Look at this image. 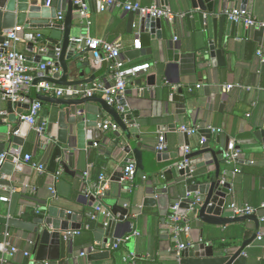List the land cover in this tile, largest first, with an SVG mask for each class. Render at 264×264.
Wrapping results in <instances>:
<instances>
[{"label":"crops","instance_id":"0c3cea01","mask_svg":"<svg viewBox=\"0 0 264 264\" xmlns=\"http://www.w3.org/2000/svg\"><path fill=\"white\" fill-rule=\"evenodd\" d=\"M135 1L146 7L161 6L159 0ZM236 4L235 0H221L220 3L217 0L215 3L216 16L222 17L224 10L236 7ZM240 4L239 1V6ZM165 8L185 16L177 18L173 23L162 20L164 42L181 44L184 50H189L198 32L189 29L190 25L186 20L187 12L177 7L173 0H169V5ZM247 9L264 22V1H250L247 4ZM89 11L90 26L86 25L85 20L80 17L78 12H74L78 22V27L74 31L76 37L89 36L108 43L119 44L121 59L127 66L150 65V70L144 72L145 76L140 75L128 82L124 95L128 113L136 122L132 128L135 134L140 137L139 151L143 155L142 160L140 161V158L139 163L133 152H125V147L116 138L113 131L102 130L103 138L95 142L93 146H88L86 140L80 142L76 138L75 132V148L71 151L75 154V163L69 173H65L60 166H58L59 171L57 172V174L60 173L59 176L49 173L48 170L40 173L32 164H39L44 152L41 148H37L34 137L29 136L21 151L22 157L30 155L32 162H23L21 168L16 166L15 174L12 177H3L2 180L12 183L11 192L7 188L0 187V217L7 218L13 224L8 226V224L0 223V244L5 238V233L8 232L11 243L20 250L13 256L3 255L0 251V264H179L180 261L175 255L178 243L194 247L206 242L215 247L226 246L232 252L237 251L245 240L252 237L255 230L254 223L244 224L249 229L247 236L238 238L237 232L243 225L210 226L199 222L195 215L189 213L191 232L189 235L181 234L176 239L169 221L171 209L166 223H162L157 205L151 204L149 199H154L156 192H167L171 198L181 199L182 192L174 190L175 185L192 186L212 179L214 173L203 178L187 179L179 167L185 160L180 154L183 152V148L189 146L192 152L200 148L201 131L208 130L210 127L218 128L222 129V134L235 137L241 128L247 130L264 128V62L262 60L264 58V40L262 43H258L244 26L237 24L228 26L226 22L223 28V37L226 38L228 27L229 37L227 38L225 65L213 66L211 61H208L193 73V69L190 67L180 68L169 62L168 55L160 54L156 48H153L152 54L145 51L144 54L137 57L130 56V53L136 51L134 41L140 40L139 23L142 19L140 16L136 15L133 29H128V14L122 10L111 9L99 12L98 3L94 1L90 3ZM60 15L65 18V13ZM63 21L64 19L59 20L60 23ZM18 26L15 19H10L7 21L9 29L5 30L4 34ZM24 32L21 33L22 40L17 44V50L25 54L28 59H33L36 54L29 50ZM259 52L263 55L262 58L259 56ZM89 58L91 61L93 60L90 55ZM49 61L54 60L44 58L42 63ZM31 64L38 65L32 61ZM92 66L83 68L85 79H92V83L99 82L106 85L113 83L109 61L103 58L98 64L92 62ZM35 75L39 76L38 73ZM152 75H157L155 86L148 85L147 77ZM140 81L141 84H139ZM198 85H202V88H197ZM227 85H241L251 88V90L236 88L226 91L224 87ZM169 89L174 92L182 90L188 100L186 115L178 116L176 114V104H171L169 109L167 104ZM223 94L228 96L226 102L220 99ZM23 96L25 100L21 103L28 99L38 101L45 95L40 94L32 85L23 92ZM46 97L57 98L55 95ZM95 97L102 96L96 94ZM7 103L0 98V105L6 107ZM42 104L43 107L36 123L37 127H39L45 111L48 113L47 121L52 122L51 114L56 109L53 103L42 102ZM64 109L66 108H60V110ZM169 110L170 114H168ZM5 111L6 108H4ZM28 112H25V115ZM105 121L115 123L110 117H106ZM103 122L99 121V126ZM171 125L174 127H170ZM15 127L16 125H13L11 130ZM182 127L198 129L199 133L186 137V134L180 132ZM58 130L56 125L55 136ZM31 131L38 133L32 128ZM161 134L166 137L168 151L167 157L158 161L156 149ZM212 135L215 136V134ZM122 136H125L123 132ZM240 151V158L235 162L233 171H228L226 165L222 166L224 180L230 186V194L227 195L223 213L225 217L231 216V212L228 210V206L231 204H248L256 207L264 204V148L261 145L243 146ZM128 161L135 162L137 166V176L132 192L126 191L127 184L122 183L120 177ZM49 162L50 158L47 163ZM86 173H89L88 179L84 177ZM101 175H105L110 181L109 190L105 196L102 199L96 198L101 206L111 212V209L102 201L107 198L129 210L130 226L124 225L119 221V217L114 218L113 216L112 219L117 223L115 234H118V237L116 241L105 238L108 240L106 245L112 246L118 240H123L117 249L95 248L97 243L93 233L97 225L101 220H104L105 223L109 221L101 214L96 213L95 203L90 200V197L93 196L92 185L98 182ZM51 189L56 191L57 198L53 196ZM186 197L190 198L191 195L187 194ZM1 198H8L9 201L3 202ZM30 198L39 200L40 203H36ZM46 202L49 205L55 203L59 208L77 214V222L83 226L82 235L65 241L63 239L64 232H62L59 259L37 261L33 257L35 239L30 228L33 226V220L40 217L43 204ZM89 214L91 217H87ZM257 217L261 222V218H264V209ZM91 222L95 223L93 229L89 225ZM87 226L90 227L89 230H86ZM90 244L94 245L95 253L109 252V258L97 261L89 260ZM50 248L51 244L47 249V256L51 252ZM25 252H28L29 255L25 256ZM129 254H135L137 258L133 261H125L124 258ZM198 256L205 257L203 252H198L196 257ZM241 264H264V221L260 224L257 240L253 241L243 254Z\"/></svg>","mask_w":264,"mask_h":264},{"label":"water","instance_id":"95a60500","mask_svg":"<svg viewBox=\"0 0 264 264\" xmlns=\"http://www.w3.org/2000/svg\"><path fill=\"white\" fill-rule=\"evenodd\" d=\"M159 1L163 8L168 7L169 0ZM216 1L173 0L177 7L187 12L186 20L190 25L189 29L198 32L189 50H184L181 44L164 42L162 19L146 17L142 18L139 23L141 50L133 51L130 56L137 57L144 54L145 51L152 54L153 48H156L160 54L166 53L168 55L169 62L178 65L180 68L190 67V69H193V73L208 61H211L213 66L225 65L229 27L227 28L226 38L223 37V28L226 22L228 26H232L234 23L227 21L225 16L220 18L216 16ZM218 1L221 2V0ZM235 1L237 2L236 7L247 8L250 1L264 0ZM46 3L47 0H0V43L6 41L4 31L9 29L7 21L15 19L17 25L24 27L29 50L36 54L29 61L41 64L44 58H48L56 61V68L59 70L51 75L53 68L47 67L44 77L37 79L34 85L48 82L59 87H76L92 83V79H85L83 69L87 66L93 67L89 58L90 50L80 52L77 44V40L80 38L74 35V31L78 27L74 12H78L79 8L74 5V0H53L50 7L46 6ZM61 13H65L62 23L59 22ZM126 14H128V29H133L136 15L134 13ZM247 30L250 35L255 37L256 42H263L264 28L256 29L253 27ZM57 50H60L59 55ZM140 75L145 76L144 72H141ZM156 77L157 75L147 77L149 86H155ZM139 84H141V81ZM168 93L167 104L169 109L171 104H176V114L178 116L186 115L188 100L183 95L182 90L174 92L169 89ZM227 97V94H223L220 99L226 102ZM39 100L53 103L56 108L51 114L52 122L47 121L48 113L46 111L43 113L39 123V128L42 129L40 133H33L31 126L21 120L25 112L30 110L34 102L33 99H28L24 103L7 101L6 107L0 105V139L2 140L0 143V156L4 153L13 154L14 150H21L26 139L32 136L35 139L37 148H41L44 152L39 163L43 169L48 170L51 174H57L59 171L58 166H60L65 173H69L75 163V154L71 152L75 148V139L78 138L80 142L86 140L88 146H93L95 142L103 138L99 121H104L100 125H106L109 122L105 121V118L110 117L120 128L118 132H115V136L125 147V152H133L137 162L140 158V161L142 160L143 155L139 151L140 137L133 131L132 127L136 125V122L128 113L126 100L120 98L112 105H109L103 97L95 96L82 99L72 98L71 96L62 99L42 96ZM62 107L66 109L60 110ZM119 107L123 108L122 112L118 110ZM4 108H6L5 112ZM168 114H170V110ZM13 125H16V127L11 130ZM56 125L59 130L55 136ZM170 127H174V125ZM122 132L125 134L124 137ZM200 135L205 138V142L200 148L190 155H185L184 152L180 153L184 159L190 161V167L186 171L181 170V172L184 176L191 173L192 178L196 179L214 173L212 179L192 186L181 187L179 184L175 185L174 190L182 192L181 199L171 198L167 192H156L155 198L149 199V202L157 205L162 223H166L170 209L178 204L181 209L180 213H192L199 222L210 226L243 225L237 232L238 238H246L247 236L249 229L244 224L247 222L254 223L255 230L252 237L245 240L235 252H232L226 246L215 247L202 242L186 249L179 260V264H241L247 247L259 236L261 222L257 215L235 219L223 215L226 198L230 194V186L224 180L222 166L226 165L228 171L235 169V162L228 164L225 160V156L229 152L241 150L243 146L251 145H261L264 148V128L259 130L241 128L235 137L227 134L214 136L209 130L201 131ZM157 153L158 161L167 157V151ZM49 158L50 162L47 163ZM15 169L16 165L13 162L12 155L8 156L0 166V187L7 188L9 192L12 191V183L2 179L3 177H12L15 174ZM120 177L123 178L122 173ZM187 194H190L191 197L187 198ZM31 200L40 203L39 200ZM90 200L95 203L94 208L101 206L94 196H91ZM102 201L111 209L114 218L119 217L121 223L130 226L129 210L127 208L107 198ZM77 217V214L67 212L55 203L50 205L47 202L44 203L40 217L33 220V226L30 228L35 239L33 257L37 261L58 260V254L62 246L61 233L70 230H81L83 227L82 224L77 222ZM87 217H91V215L89 214ZM11 222L7 218L0 217V223L4 225H13ZM116 226L117 223L113 219H110L107 224L104 220L100 221L93 233L97 243L96 249L106 248V241H108L105 239L106 237L116 241L118 237V234H115ZM49 244H51V252L47 256ZM93 247V244L89 245V248ZM198 252H203L205 257H196ZM88 258L91 261L107 259L109 258V252L90 253Z\"/></svg>","mask_w":264,"mask_h":264},{"label":"built area","instance_id":"2783aa9c","mask_svg":"<svg viewBox=\"0 0 264 264\" xmlns=\"http://www.w3.org/2000/svg\"><path fill=\"white\" fill-rule=\"evenodd\" d=\"M53 0H47L46 6L50 7ZM96 1L98 3L99 12H106L111 9H119L125 13H134L141 18L150 17L152 19H162L168 22L173 23L177 18H182L184 14L173 13L171 10L163 8L158 5L154 6H143L141 3L135 0H74V5L79 8L78 14L82 19L85 20L86 25L90 26V11L89 5L91 2ZM223 16H225L230 22L242 25L246 29L264 28V22L256 18L247 8L241 7H232L223 11ZM64 19L63 15H59V20ZM23 27H15L6 32L4 43H0V98L4 101H11L13 103H21L25 100L23 92H25L30 86L34 85L37 79L44 77V72L47 67L53 68L51 75L57 73L59 70L56 68V61H49L46 63L38 64L33 66L29 61L28 57L17 50V44L22 40L21 33H23ZM77 44L80 52H85L90 50V56L93 59V63H100L102 59H106L110 62V73L113 80L111 85H106L104 83L93 82L90 84L80 85L76 87H58L55 84L48 82H41L37 85H34L37 91L45 96L55 95L57 98H65L66 96H71L72 98H87L100 94L109 105L114 104L118 99H124V95L127 91L128 82L133 81L139 76L141 72H147L150 70V65H140V66H127L125 62L121 59V52L119 44L108 43L99 39L92 37H84L77 40ZM134 49L141 50L140 40L136 39L134 41ZM60 50H57L59 55ZM259 56L262 58L263 55L259 52ZM264 62V58H262ZM35 73H38L39 76H36ZM197 88H202V85H198ZM236 88L251 90L241 85H227L224 87L226 91H232ZM43 104L41 101H34L31 105V108L28 114L22 116L21 120L28 123L31 128L40 133L41 128L36 126L37 120L40 116ZM123 111V108H119ZM103 131H113L118 132L119 126L115 123H108L106 125H100ZM211 134L220 135L223 133L222 129L218 128H208ZM180 132L189 136L196 135L199 133L198 129L195 128H180ZM205 142V138H202L200 145ZM157 152L168 151V146L166 144V137L164 134H161L159 137V145L157 147ZM185 155H190L192 150L189 147L183 148ZM241 151H232L226 154L225 160L227 163L237 162L240 158ZM13 156V162L17 168H21L23 162H32V157L30 155H25L22 157V151L14 150L13 154H3L0 156V166L6 161L8 156ZM33 167L37 169L38 172L43 173L44 169L40 164H32ZM190 167V161L185 159L184 162L180 165L181 170H187ZM123 178L121 179L122 183L127 184L126 191L132 192L133 185L137 176V166L135 162L128 161L122 170ZM60 173L57 174L59 176ZM86 179L89 178V173H86L84 176ZM187 179H191V173L186 175ZM109 179L105 175H101L97 183L92 185V195L97 199H102L106 192L109 190ZM53 196L57 198L56 191L51 189ZM190 195V194H189ZM189 197V196H188ZM197 198H199L197 196ZM1 201L8 202V198H1ZM264 209V204L260 207L252 205H237L231 204L228 206V210L231 212L230 218H241L248 216H255ZM180 205H175L171 209L169 215V221L172 226L173 233L177 239L181 234L189 235L191 232V220L188 213H180ZM97 214H101L107 220L113 218L112 213L99 206L95 208ZM264 221V218H261V222ZM107 224V223H106ZM90 227L87 226L86 230H89ZM82 235L81 230H70L63 233V239L65 241H70L74 237ZM261 238L259 237V240ZM123 240H118L115 244L106 245L107 249H117L122 244ZM191 246H188L184 243H178L176 249V258L181 259L182 253ZM0 251L3 255H16L20 252L18 248L13 246L10 241V234L5 233V238L0 244ZM95 248L90 249V253H95ZM25 256H28L29 253L25 252ZM85 255V254H83ZM137 257L135 254H129L124 258L125 261L135 260Z\"/></svg>","mask_w":264,"mask_h":264},{"label":"trees","instance_id":"16d2710c","mask_svg":"<svg viewBox=\"0 0 264 264\" xmlns=\"http://www.w3.org/2000/svg\"><path fill=\"white\" fill-rule=\"evenodd\" d=\"M89 225L91 226V229H93L95 227V223L94 222H91Z\"/></svg>","mask_w":264,"mask_h":264}]
</instances>
